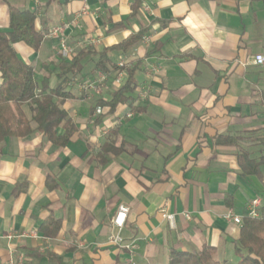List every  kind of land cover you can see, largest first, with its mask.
<instances>
[{"label":"crops","instance_id":"1","mask_svg":"<svg viewBox=\"0 0 264 264\" xmlns=\"http://www.w3.org/2000/svg\"><path fill=\"white\" fill-rule=\"evenodd\" d=\"M11 8L33 12L36 29L46 33L36 52L13 46L37 81L61 57L144 35L126 53L108 54L110 70L120 61L138 64L134 101L99 116L95 101H110L125 73L91 98L73 82L62 109L78 131L66 146L39 132L0 144V264L18 256L27 264H169L172 253L203 248L235 264L240 226L222 215L244 218L251 199L264 201V164L257 174L239 164L242 152L252 161L264 155V89L258 76L249 80L264 69L252 63L264 56V0H141L136 9L133 0H0L2 32ZM59 27L66 55L61 36L51 35ZM56 83L52 73L48 85ZM219 136L238 141L218 144ZM105 143L119 151L100 160ZM120 206L129 212L118 229ZM49 220L59 224L54 238L39 232ZM30 232L37 237L5 239ZM115 235L134 247L108 245Z\"/></svg>","mask_w":264,"mask_h":264},{"label":"trees","instance_id":"2","mask_svg":"<svg viewBox=\"0 0 264 264\" xmlns=\"http://www.w3.org/2000/svg\"><path fill=\"white\" fill-rule=\"evenodd\" d=\"M140 2L141 0H133V9H136ZM35 21L33 12L11 8L8 30L0 31V144L7 138H24L33 132H39L48 142L64 147L78 131L62 109L63 102L72 98L67 90L68 86L73 82L92 81L98 73L106 76V83L115 74L125 73V83L112 93L110 101L97 100L95 108H106V114H111L119 104L134 101L130 95L136 89L134 74L138 64L132 61L122 67L116 65L110 70L108 54L112 51L126 53L140 42L144 32L141 30L135 35H130L121 43L105 48L99 53L91 48H84L69 58L61 57L52 64L53 69L48 70L42 79L37 81L35 67L20 59L13 48L15 44L23 43L34 52L40 49L46 33L36 29ZM90 61H93V66L88 72L91 77L88 78L89 74H84L83 71ZM52 73L55 74L57 83L51 88L48 80ZM100 114L98 115L102 116V112ZM58 129H62L61 135L57 134ZM237 141V137L228 136H219L216 139L218 144H236ZM118 151L119 148L105 143L97 157L102 160L104 155H116ZM239 160L244 173L257 174L258 166L264 164V155L257 161H252L247 153L242 152L239 154ZM43 226L39 232L44 237H56L59 229L57 221L49 220ZM233 248L238 257L235 264H264V206L257 218L242 219L238 238L233 241ZM169 264L222 263L214 259V251L211 248H203L200 252L189 255L172 253Z\"/></svg>","mask_w":264,"mask_h":264},{"label":"built area","instance_id":"3","mask_svg":"<svg viewBox=\"0 0 264 264\" xmlns=\"http://www.w3.org/2000/svg\"><path fill=\"white\" fill-rule=\"evenodd\" d=\"M51 35L59 37V43L61 45L62 50L65 52V55L69 52L65 47V40L62 37V28H54L51 30ZM146 41V39L144 40ZM129 62L127 61H120L116 65L117 67H122L127 65ZM252 63L255 66H262L264 65V56L262 55H255L252 59ZM107 78L105 75L98 73L94 80L86 82V83H79L78 87L81 92L86 94L88 98H91L93 95L99 94L101 89L105 86ZM102 112L100 107L95 108V114H100ZM264 206V201L260 197H255L251 199L245 209L244 217L248 218H257L259 216L260 209ZM129 212L128 207L120 206L114 216L113 225L120 229L123 227L124 222L126 220V216ZM162 218H164L171 228H174V216L170 214H166L165 212L161 214ZM222 219L227 223H232L238 226H241L243 217L236 216L231 210L226 211L222 215ZM21 237H32L36 238L37 234L35 232H30L29 234H21L16 235L14 233H9L5 236L7 241H12L17 238ZM108 245L122 247L126 249H132L134 244L131 242L128 245H124L122 239L119 235L111 236L108 239ZM7 264H27L26 260L22 256H18L9 260Z\"/></svg>","mask_w":264,"mask_h":264},{"label":"rangeland","instance_id":"4","mask_svg":"<svg viewBox=\"0 0 264 264\" xmlns=\"http://www.w3.org/2000/svg\"><path fill=\"white\" fill-rule=\"evenodd\" d=\"M255 76H258L257 80H256V83L258 85V87L260 89H264V69L263 70H258V69H255L254 73L250 76L251 79H249L250 81H253V78ZM255 80V79H254ZM255 82V81H254ZM253 82V83H254ZM108 243V241H107Z\"/></svg>","mask_w":264,"mask_h":264}]
</instances>
